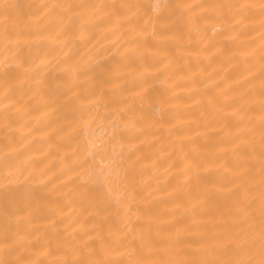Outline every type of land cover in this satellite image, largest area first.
<instances>
[{
    "label": "bare ground",
    "instance_id": "bare-ground-1",
    "mask_svg": "<svg viewBox=\"0 0 264 264\" xmlns=\"http://www.w3.org/2000/svg\"><path fill=\"white\" fill-rule=\"evenodd\" d=\"M5 2L0 260H238L253 237L258 252L264 0ZM102 159L111 190L86 179Z\"/></svg>",
    "mask_w": 264,
    "mask_h": 264
},
{
    "label": "snow or ice",
    "instance_id": "snow-or-ice-1",
    "mask_svg": "<svg viewBox=\"0 0 264 264\" xmlns=\"http://www.w3.org/2000/svg\"><path fill=\"white\" fill-rule=\"evenodd\" d=\"M18 7L17 5L10 4L5 2V0H0V25H2V30H0V38L3 39L6 46L8 43L11 42V37L13 36V31L11 30L9 26V18L12 9ZM39 8L46 7L45 5H39ZM57 7L56 5H53L52 8ZM63 8H66L67 11L71 12V9L74 7L73 5H67V6H60ZM97 8H103L106 7L105 5H97L95 6ZM121 8L131 10V9H139L140 7H143L141 5L137 4H123L120 5ZM152 11L159 13L163 8L168 7V5H161L160 3H153L150 6ZM176 8H183L188 11H190L194 5H176ZM216 7L223 8L224 5H217ZM227 7H236L239 9L249 8V7H256V5H229ZM260 11L264 12V3H261L259 5ZM107 115H113V113H107ZM113 126V135L116 134V129L119 128V123L116 121H112ZM135 121H126L124 122V127H131L134 126ZM93 147H96L93 145ZM261 158H262V175H264V136L261 137V152H260ZM86 179L91 180L92 183L97 184L99 186H108L109 190H111V186L118 184L120 180V171L118 168H115V161H109L105 162L103 159L100 161V166L96 167L95 169H92L91 167L88 170V175ZM262 184H264V180L261 181ZM261 205H260V215H261V222H260V231H259V240L260 245L258 252L253 250L254 244H255V237H253L252 243L248 247V251L251 253L246 259H238V260H218V259H211V258H205L202 260H180L173 262V264H264V188L261 190ZM127 239V236L124 237H117L116 243L118 245H122L124 241ZM87 243V242H86ZM86 246V244L84 245ZM89 255H92V251H89ZM259 256V259H256V256ZM0 264H17V261L14 260H0ZM33 264H38V262H33ZM65 264H83L82 261H72L67 262L65 261ZM89 264H107L105 260H91L89 261ZM136 264H142V262H136ZM152 264H168V262L165 261H153Z\"/></svg>",
    "mask_w": 264,
    "mask_h": 264
}]
</instances>
